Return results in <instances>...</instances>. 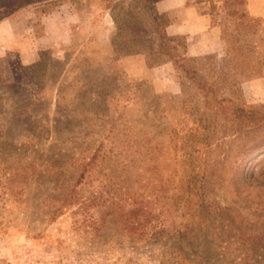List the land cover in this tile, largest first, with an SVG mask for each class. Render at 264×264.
<instances>
[{"label": "rangeland", "instance_id": "rangeland-1", "mask_svg": "<svg viewBox=\"0 0 264 264\" xmlns=\"http://www.w3.org/2000/svg\"><path fill=\"white\" fill-rule=\"evenodd\" d=\"M222 1L214 22L258 47L264 67V21L240 27L233 0ZM153 11V0H0V264H264V74L220 83L217 102L227 101L205 103L181 62L156 54ZM134 21L146 35L130 43ZM116 33L119 51L142 53H113ZM231 51L226 40L218 53L178 47L206 81ZM229 101L263 120L233 123ZM80 162L82 196L115 195L125 214L136 207L127 197H140L151 238L104 206L90 209L99 237L75 223L77 206L54 217Z\"/></svg>", "mask_w": 264, "mask_h": 264}, {"label": "trees", "instance_id": "trees-1", "mask_svg": "<svg viewBox=\"0 0 264 264\" xmlns=\"http://www.w3.org/2000/svg\"><path fill=\"white\" fill-rule=\"evenodd\" d=\"M222 2L225 4L227 1L225 0ZM232 2L235 4L236 8L233 9L231 14L237 21L238 26L244 28L252 26L254 27L260 25L261 22L264 21V19L262 18H255L248 14L246 10L245 0H233ZM152 14L153 21L156 25L155 32L159 42L155 48L156 54L167 56L174 64H178V62L180 61L181 63L179 64V66L181 72L184 75V78H186L190 82V84H192L195 89H197L199 95L203 98L205 103L213 101L221 104V101H227L219 100L217 102L218 98L216 90H218V86L220 83L225 84L226 82H231V85L233 87H238V85L243 81L263 76L264 67L261 61L257 60L255 62L252 59V55L257 52L258 47L252 45L250 46L248 42H245L243 37H230V35L225 32V29L220 26L222 31V38L230 42V44L232 45V51L226 54V57L224 59V66L217 78L211 81L201 79L198 75V72L188 63L189 60L183 57V55H180L178 52V47H182L183 49H185V37H182L184 41H181L180 39L175 37H169L165 32V26L168 22L166 16L159 15L155 11H153ZM128 30L130 31L126 37H129L127 41L130 43H137L139 39L143 38V36L146 35L145 30L141 27L139 22L137 23L134 21L133 27L131 29L128 28ZM119 37H121V34L119 33H116L112 37L111 42L114 51L113 53L118 54V56L136 55L142 53V50L137 48L119 51L118 48L115 47V42ZM241 41L243 42L244 46L239 47V45H236ZM243 48L245 49L244 51H242ZM259 59L264 60V55H262V57H260ZM231 103L233 105V111L230 115V118H228L229 115L227 113H223L225 119H232L233 123L248 127L256 126L263 120L262 115H259V113L255 109L249 108L248 110H245L243 107L244 104L239 102ZM195 116H197L199 123L207 124L211 120V118L207 114L200 113V111H197ZM209 134L210 132H206L200 141L208 143L209 139L211 138ZM88 165V163L83 162H80L77 165L78 168L83 169L82 173L77 180L73 181L72 186H69L71 189L60 200H58L59 205L54 211V217L59 216L58 214L61 213L64 208L77 206L81 217L77 218L75 220V223L84 232L91 233L95 237H99L101 233V225L98 223V219L95 218L92 213H90V209L92 210L94 208L104 206L106 208H109L111 212L108 214L109 216L117 214L123 217L122 221L124 222V228L127 232L132 233L134 236L141 240L151 238V236H153V233H151V227H148V222L144 221L147 220V218H140L141 215L147 213L143 207V199H141L140 201V197L135 195H130L127 197L132 201L130 202V204H132L133 206L136 205V207L125 214L123 213L124 211H122L124 210V208L120 206L122 204L120 203L122 199L116 197L115 195H109L106 192L97 191V193L94 192L90 196H82V194L80 193V189H78V185H81L85 176L83 172L86 171L85 169ZM188 174L187 190L192 191L196 188L195 186L198 180V173H194V170L191 169ZM203 187L204 186L202 184L199 189L203 191ZM199 207L200 213L202 212V215H204L203 212L205 207L203 200L200 202ZM158 233L159 232H155L154 234Z\"/></svg>", "mask_w": 264, "mask_h": 264}, {"label": "crops", "instance_id": "crops-1", "mask_svg": "<svg viewBox=\"0 0 264 264\" xmlns=\"http://www.w3.org/2000/svg\"><path fill=\"white\" fill-rule=\"evenodd\" d=\"M82 1V0H77ZM248 14L264 19V0H245ZM217 0H153L157 14L165 15V32L186 39V49L192 55L218 53L223 49L221 27L212 16ZM103 17V16H102Z\"/></svg>", "mask_w": 264, "mask_h": 264}]
</instances>
